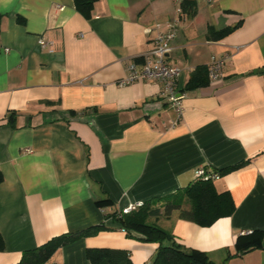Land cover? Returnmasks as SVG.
<instances>
[{
	"label": "crops",
	"instance_id": "obj_1",
	"mask_svg": "<svg viewBox=\"0 0 264 264\" xmlns=\"http://www.w3.org/2000/svg\"><path fill=\"white\" fill-rule=\"evenodd\" d=\"M183 1L195 2L194 15L177 12ZM175 20L167 60L181 70V90L196 67L230 59L221 81L181 91L174 126L160 84L116 83L151 49L156 27ZM237 24L223 39L209 34ZM237 164L213 181L230 193L232 216L210 227L178 212L150 222L216 264H264V248L241 251L264 246V0H97L89 19L73 0H0V264L102 224L108 230L48 263L90 264L87 249H119L133 264H152L158 244L128 237L105 216L183 190L199 167Z\"/></svg>",
	"mask_w": 264,
	"mask_h": 264
},
{
	"label": "trees",
	"instance_id": "obj_2",
	"mask_svg": "<svg viewBox=\"0 0 264 264\" xmlns=\"http://www.w3.org/2000/svg\"><path fill=\"white\" fill-rule=\"evenodd\" d=\"M96 2L97 0H73L75 10L85 19L91 17ZM180 7L181 11H188L187 13L190 15H194L196 12L194 1H183ZM239 26L240 24H237L220 31L211 30L209 34L212 39L220 40L234 32ZM208 84V67L199 66L191 72L187 84L181 91L202 88ZM241 165L226 167L218 173L235 170ZM2 181L3 176L0 172V184ZM235 209L229 192L219 193L216 191L212 180L202 181L198 179L172 195L144 202L141 207L128 214L115 211L106 215L105 218L113 220L118 229L123 228L128 237L136 232L144 235L145 242L158 244L152 264H216L210 261L206 253L188 250L177 244L173 235L163 231L155 223H151L150 219L169 218L174 212H178V217L182 220L201 227H210L217 220L232 216ZM105 230L108 228L102 224L54 237L39 247L24 251L17 264H46L60 248L82 238L96 236ZM257 233L259 232H252L246 236L247 238L252 237ZM244 238V236H240L238 241ZM3 247L4 242L0 236V251L3 250ZM259 248H264V246L260 240H257L248 242L241 251L246 253ZM86 257L90 264H133L129 253L119 249H87Z\"/></svg>",
	"mask_w": 264,
	"mask_h": 264
},
{
	"label": "built area",
	"instance_id": "obj_3",
	"mask_svg": "<svg viewBox=\"0 0 264 264\" xmlns=\"http://www.w3.org/2000/svg\"><path fill=\"white\" fill-rule=\"evenodd\" d=\"M210 1V0H209ZM178 13L181 9L178 8ZM178 22L172 21L166 24V31H162L160 27H156L155 37L150 50H148L143 56L140 63L132 62L127 66V75L117 81L118 87H125L135 82H151L161 85L159 97L165 100L169 106H171L176 114V121L173 123L174 126L178 123L183 115L182 105V93L179 86V79L181 70L171 65L167 56L171 51V42L175 38L177 32ZM146 34H150L152 29L146 28L144 30ZM38 45L42 50H47L49 53H53L52 43L46 38L41 37L38 40ZM7 51V49H5ZM230 56L224 55L219 59H212L208 66V79L209 82H219L223 77V67L229 61ZM219 177L218 172H208L204 167H199L195 171V179L207 181L216 180ZM143 205V202L130 205L120 210L121 214H128L135 211ZM121 232L125 233L123 228H119ZM54 264V263H46Z\"/></svg>",
	"mask_w": 264,
	"mask_h": 264
}]
</instances>
